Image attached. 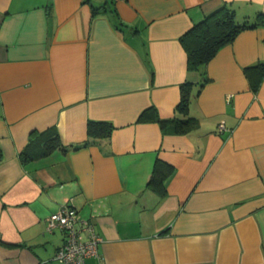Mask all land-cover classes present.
<instances>
[{"label": "crops", "instance_id": "0c3cea01", "mask_svg": "<svg viewBox=\"0 0 264 264\" xmlns=\"http://www.w3.org/2000/svg\"><path fill=\"white\" fill-rule=\"evenodd\" d=\"M223 3L239 22L264 12V0H0V264H62L64 234L45 227L63 204L102 238L85 264H264V79L253 92L244 74L264 63V25L204 73L186 69L179 40ZM205 76L189 133L137 122L150 106L172 116L180 84ZM88 120L114 129L86 142ZM51 126L65 151L26 150ZM157 159L174 167L162 195L147 186Z\"/></svg>", "mask_w": 264, "mask_h": 264}, {"label": "trees", "instance_id": "16d2710c", "mask_svg": "<svg viewBox=\"0 0 264 264\" xmlns=\"http://www.w3.org/2000/svg\"><path fill=\"white\" fill-rule=\"evenodd\" d=\"M101 10L105 11L106 7L104 5L93 6L92 12L97 13ZM256 25H264V12H257L253 18H246L239 22L236 18L235 9L231 4L223 3L219 8L205 15L180 35L179 40L187 56L186 69L204 73L206 64L220 47L233 41L241 30L253 28ZM244 74L250 89L256 92L262 79H264V63L246 67ZM207 81H209V78L205 76L198 82L186 80L182 82L180 84L179 102L176 104L172 116L160 117L155 107L150 106L139 113L137 122H157L163 132L171 130L174 134L189 133L197 124L196 118L189 113L190 99L192 95L199 93L201 87ZM194 89L196 90L194 91ZM113 129L114 125L108 121L88 120V140L86 142L108 138ZM39 145L41 147L38 152L39 156H48L55 150H66L54 126L42 131L33 130L29 133L26 150ZM24 154L27 155L26 151ZM173 170L174 167L171 164L157 159L153 165L147 186L160 195L164 194L166 179Z\"/></svg>", "mask_w": 264, "mask_h": 264}, {"label": "built area", "instance_id": "2783aa9c", "mask_svg": "<svg viewBox=\"0 0 264 264\" xmlns=\"http://www.w3.org/2000/svg\"><path fill=\"white\" fill-rule=\"evenodd\" d=\"M225 128L219 124V130ZM46 230L58 229L64 238L55 252V258L62 264H85L87 258L98 254L102 240L95 225L88 219L81 218L74 206L63 204L46 218Z\"/></svg>", "mask_w": 264, "mask_h": 264}, {"label": "rangeland", "instance_id": "374dc122", "mask_svg": "<svg viewBox=\"0 0 264 264\" xmlns=\"http://www.w3.org/2000/svg\"><path fill=\"white\" fill-rule=\"evenodd\" d=\"M253 16H254V15H252L250 18H253ZM237 20H239V21H240V19H239V18H237ZM241 22H242V21H241Z\"/></svg>", "mask_w": 264, "mask_h": 264}]
</instances>
